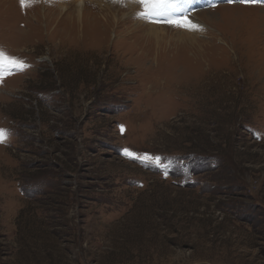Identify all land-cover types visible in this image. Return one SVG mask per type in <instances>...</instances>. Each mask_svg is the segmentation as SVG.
Returning <instances> with one entry per match:
<instances>
[{
	"label": "rangeland",
	"instance_id": "1",
	"mask_svg": "<svg viewBox=\"0 0 264 264\" xmlns=\"http://www.w3.org/2000/svg\"><path fill=\"white\" fill-rule=\"evenodd\" d=\"M77 2L0 0V264H264V2Z\"/></svg>",
	"mask_w": 264,
	"mask_h": 264
},
{
	"label": "snow or ice",
	"instance_id": "2",
	"mask_svg": "<svg viewBox=\"0 0 264 264\" xmlns=\"http://www.w3.org/2000/svg\"><path fill=\"white\" fill-rule=\"evenodd\" d=\"M22 8L31 6L32 0H19ZM144 11L138 13V17L142 19H148L151 22H157L153 18L158 16H167L171 12H179V4L181 0H137ZM245 3H255L257 0H243ZM176 26L185 27L187 30H197L198 26L192 24L190 21H184L182 17H178L176 20ZM27 65L23 61L15 57L8 56L3 50H0V79L6 75H12L17 71H23ZM7 140V132L0 129V143H4ZM125 155L130 158H136L135 154L125 150ZM142 160L154 161L157 167H160L159 157H143Z\"/></svg>",
	"mask_w": 264,
	"mask_h": 264
},
{
	"label": "bare ground",
	"instance_id": "3",
	"mask_svg": "<svg viewBox=\"0 0 264 264\" xmlns=\"http://www.w3.org/2000/svg\"><path fill=\"white\" fill-rule=\"evenodd\" d=\"M83 10H84V4L82 2V0H78L77 2V9H76V12H77V18H78V21H79V24L82 23V16H83ZM197 55V54H196ZM222 57V56H221ZM223 58V57H222ZM225 61V60H224ZM157 67V66H156ZM264 80V79H263ZM156 81V80H155ZM150 84V83H149ZM164 84V83H163ZM155 85V84H154ZM150 86V85H149ZM155 87V86H154ZM148 89V88H147ZM177 90V88H176ZM155 91V90H153Z\"/></svg>",
	"mask_w": 264,
	"mask_h": 264
},
{
	"label": "clouds",
	"instance_id": "4",
	"mask_svg": "<svg viewBox=\"0 0 264 264\" xmlns=\"http://www.w3.org/2000/svg\"><path fill=\"white\" fill-rule=\"evenodd\" d=\"M186 16H187V15H184L185 18H186ZM184 17H183V20L185 19ZM162 24H163V23H162Z\"/></svg>",
	"mask_w": 264,
	"mask_h": 264
}]
</instances>
